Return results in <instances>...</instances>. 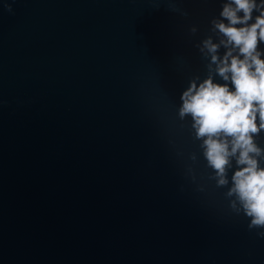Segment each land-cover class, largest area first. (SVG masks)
I'll use <instances>...</instances> for the list:
<instances>
[{"label":"water","instance_id":"obj_1","mask_svg":"<svg viewBox=\"0 0 264 264\" xmlns=\"http://www.w3.org/2000/svg\"><path fill=\"white\" fill-rule=\"evenodd\" d=\"M226 5L0 0V264H264L240 151L220 176L180 114L193 83L235 91ZM249 135L264 169V128Z\"/></svg>","mask_w":264,"mask_h":264},{"label":"clouds","instance_id":"obj_2","mask_svg":"<svg viewBox=\"0 0 264 264\" xmlns=\"http://www.w3.org/2000/svg\"><path fill=\"white\" fill-rule=\"evenodd\" d=\"M233 2L235 7L226 5L222 12L230 25L219 23L217 27L228 37V43L234 42L244 56V59H240L229 51L218 68L225 80L229 79L227 73H231L235 91H231L226 84L213 83L211 78L198 88L193 83L183 93L180 114L182 117L191 114L198 136L207 137L206 155L220 176L223 177L225 173L229 157L240 151L238 163L247 167L235 173L233 191L244 202L247 214L254 217L252 224L264 225V169L259 168L257 160L249 155L259 151L249 134L264 128V60L260 59V53L256 51L258 39L264 40V11L256 17L255 23L237 28V24H247L258 5L256 0ZM241 10L244 12L243 17L237 15ZM206 44L212 52L218 47L210 41ZM229 56H232L230 64ZM212 59L215 62L218 57L213 56ZM257 113L261 121L259 128ZM229 136L233 137L231 151L227 140ZM220 183L226 181L221 179Z\"/></svg>","mask_w":264,"mask_h":264}]
</instances>
